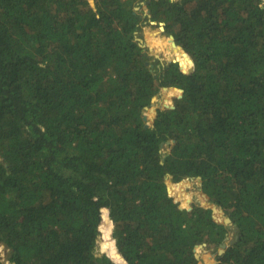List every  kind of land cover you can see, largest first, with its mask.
Masks as SVG:
<instances>
[{
    "label": "trees",
    "instance_id": "obj_1",
    "mask_svg": "<svg viewBox=\"0 0 264 264\" xmlns=\"http://www.w3.org/2000/svg\"><path fill=\"white\" fill-rule=\"evenodd\" d=\"M136 5L0 0V244L13 264H200L201 244L216 264H264V0ZM152 21L193 72L149 54ZM164 87L180 103L171 89L147 127ZM186 177L230 227L173 200ZM111 223L122 263L96 252Z\"/></svg>",
    "mask_w": 264,
    "mask_h": 264
},
{
    "label": "rangeland",
    "instance_id": "obj_2",
    "mask_svg": "<svg viewBox=\"0 0 264 264\" xmlns=\"http://www.w3.org/2000/svg\"><path fill=\"white\" fill-rule=\"evenodd\" d=\"M147 1L148 0H140L141 6L136 5L137 10H141V9L144 10V15L145 13L149 12ZM163 28H164L163 23H160L158 21H152L148 24H144L141 27L138 37L143 43V46H146L148 48L149 54L161 60L162 68L164 71L167 72V71H171V69L169 70L168 67L169 66L172 67L171 66L172 61L176 59V49L177 48H174L172 46L171 41H170V36L164 32ZM180 50L182 51L183 49L181 48ZM171 89H176V87L168 88V89L162 88L158 92V94L155 95V99L152 100V105L149 108H146V110L144 111L143 114H146L148 118V122L150 124L153 123V118L156 114L157 108H164L165 104L171 105L170 103L166 101L168 92L171 91ZM180 99L181 98L179 97L178 104L180 103ZM153 109L155 111H153ZM177 182L183 183L184 192L191 199L190 202H188L187 204H184L183 202L180 203L184 207L188 208L189 206L192 205L193 202H196V201L208 207L210 206L212 207L214 205L213 202L209 201V199L203 195V192L201 189V179L200 178L186 177L179 181H173L170 179L168 180V186L171 187L172 184L177 183ZM217 209H218V212H216V215L219 216L221 221H224V219L227 217L225 215L224 210H222L218 206H217ZM104 219L105 218H103V221ZM106 220L107 218L105 219V221ZM109 220H110V217H109ZM112 230H113V224L111 223L110 233L107 236L105 234V230L103 226L101 227V230H100L101 234L98 236V240L96 243V252L98 254H102V253L108 254L112 252L111 246L115 244V239L113 238ZM196 252L197 254H199L200 264H207V263L216 264V251H213V249L212 250L206 249L205 245H203V246L197 247ZM8 254H9V250L3 244H0V260L4 262V264H13V263H10L8 259ZM207 258H209L210 262H208L209 260Z\"/></svg>",
    "mask_w": 264,
    "mask_h": 264
},
{
    "label": "water",
    "instance_id": "obj_3",
    "mask_svg": "<svg viewBox=\"0 0 264 264\" xmlns=\"http://www.w3.org/2000/svg\"><path fill=\"white\" fill-rule=\"evenodd\" d=\"M163 29H164V28H163ZM170 41H171V44H172V46H173L174 48L181 49V46L178 45V44L176 43V41H175V39H174V36H173L172 34L170 35ZM186 53H187V52H186ZM187 54H188V53H187ZM188 55H189V54H188ZM190 58H191V57H190ZM191 61H192V63H191V65H190L188 68H184V67L182 66L181 62L179 61V59H177V58L174 59L172 62H177V63L179 64V66H180V69H181L184 73H190V72H193V71H194V64H193V60H192V58H191ZM164 88H165V89H168V87H164ZM176 88L180 90L181 94H180L179 97L181 98L184 89H183V88H178V87H176ZM154 99H155V96L152 98V100H154ZM164 107L175 108L176 105H168V104H165ZM153 111H155V110L153 109ZM143 118H144V120H145V125H146L147 127H149V126H153V123L150 124V123L148 122V118H147L146 114H143ZM168 192H169L170 196L173 198V200H174L176 203H179V206H180L181 208H184V206L181 205L180 202H179L178 200H176V199L172 196L171 191H170V187H169V186H168ZM203 195H204L206 198H208L207 195H206L205 193H203ZM190 200H191V199H190ZM189 202H190V201H189ZM211 208H212V210H213V217H214V219H215L216 221H218V222H222L221 219L219 218V216L216 215V212H218V209H217L216 204L214 203V205H213ZM106 209H107V212L109 213V210H108L107 207H106ZM188 209H191V206H189ZM103 210H104V209H102V211H103ZM103 212H104V211H103ZM224 222L227 223L229 227L231 226V224H230V223H231V219H230V217H226V218L224 219ZM203 245H205V244H201L200 246H203ZM226 245H227L226 242H223V243L221 244V249H220L221 252L224 251V248L226 247ZM195 249L197 250V248H195ZM114 251H115V254H113L112 252H110V253H108V254H110V255L115 259L116 262L119 261V262L122 263V261L120 260V257H121V256H120V254L117 253V249H116L115 246H114ZM196 257L199 258V254H196Z\"/></svg>",
    "mask_w": 264,
    "mask_h": 264
},
{
    "label": "bare ground",
    "instance_id": "obj_4",
    "mask_svg": "<svg viewBox=\"0 0 264 264\" xmlns=\"http://www.w3.org/2000/svg\"><path fill=\"white\" fill-rule=\"evenodd\" d=\"M154 41V40H153Z\"/></svg>",
    "mask_w": 264,
    "mask_h": 264
}]
</instances>
